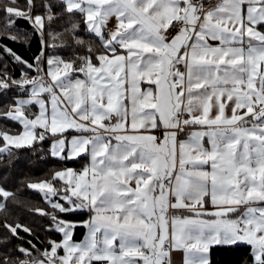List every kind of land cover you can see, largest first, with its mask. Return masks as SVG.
<instances>
[{
	"label": "snow or ice",
	"instance_id": "snow-or-ice-1",
	"mask_svg": "<svg viewBox=\"0 0 264 264\" xmlns=\"http://www.w3.org/2000/svg\"><path fill=\"white\" fill-rule=\"evenodd\" d=\"M0 120V159L87 161L23 182L46 208L0 185V264H264V0H0Z\"/></svg>",
	"mask_w": 264,
	"mask_h": 264
},
{
	"label": "trees",
	"instance_id": "trees-1",
	"mask_svg": "<svg viewBox=\"0 0 264 264\" xmlns=\"http://www.w3.org/2000/svg\"><path fill=\"white\" fill-rule=\"evenodd\" d=\"M6 3L7 0H2ZM21 4L23 0H20ZM19 27L22 30H30L29 26L20 22ZM3 43L12 48L18 54H20L25 60L29 62L32 61V58L35 55L39 54V46L37 41L34 39L31 45L21 44V43H12L9 40H4ZM58 43V41H57ZM60 55L65 56L66 58L69 55L67 49L62 50ZM10 67L12 69V74L16 77L20 75V67L16 63L9 61ZM34 75V73H33ZM9 130L10 132H18L20 128L15 122L0 120V130ZM49 145H43L44 152H30L21 150L17 152L18 159L9 163L7 157L0 159V185L5 186L10 191H17L19 189V196L24 201L32 202V207L46 208L47 205L41 199V196L33 191L23 187V182H36L41 179H48L51 175L50 170H59L65 167H81L86 164V160L80 159L76 161H67L59 162L55 158L47 156V149ZM41 155H44V159H41ZM9 216L19 217L20 223L31 224L36 228V236L38 241L33 239L32 236L26 235L21 232L20 236L24 241L31 240L34 244H37L39 247L41 244L46 243L48 240L60 238L59 234L46 233L43 229L47 227L48 221L45 218L39 217V215L33 216L26 209L16 206L10 207L8 210ZM3 214H0L2 218ZM88 217L87 213L77 214L74 216L67 217L71 220L82 221ZM85 227L78 226L75 229V238H80L83 236ZM14 245L20 244L21 241L13 240ZM24 247H28L25 243ZM249 247L246 245H240L238 247H221L217 246L212 249L211 258L212 264H245L246 260H250L249 257Z\"/></svg>",
	"mask_w": 264,
	"mask_h": 264
},
{
	"label": "crops",
	"instance_id": "crops-1",
	"mask_svg": "<svg viewBox=\"0 0 264 264\" xmlns=\"http://www.w3.org/2000/svg\"><path fill=\"white\" fill-rule=\"evenodd\" d=\"M11 134H15L16 132H10ZM87 163V162H86ZM85 165V164H84ZM83 165V166H84ZM83 166H81V167H78V168H76V167H65V168H73V169H80V168H82ZM86 219H88V217L86 218ZM85 219V220H86ZM86 232H87V229L85 228V230H84V233H83V236L82 237H80V238H75L74 237V239H76L77 241H80V240H83L84 239V237H85V235H86ZM74 234H75V232H74ZM60 238H57V239H52V240H59ZM175 262H176V264H182V255H176L175 256Z\"/></svg>",
	"mask_w": 264,
	"mask_h": 264
},
{
	"label": "built area",
	"instance_id": "built-area-1",
	"mask_svg": "<svg viewBox=\"0 0 264 264\" xmlns=\"http://www.w3.org/2000/svg\"><path fill=\"white\" fill-rule=\"evenodd\" d=\"M209 2H211V3H215V0H205V3L207 4V3H209ZM173 33H170L169 35H172Z\"/></svg>",
	"mask_w": 264,
	"mask_h": 264
}]
</instances>
